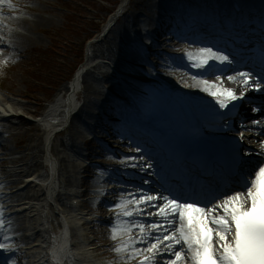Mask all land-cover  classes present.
<instances>
[{
  "label": "snow or ice",
  "instance_id": "1",
  "mask_svg": "<svg viewBox=\"0 0 264 264\" xmlns=\"http://www.w3.org/2000/svg\"><path fill=\"white\" fill-rule=\"evenodd\" d=\"M5 4L15 7L11 0H0V6ZM188 55L193 58L192 53ZM212 61L233 62L222 52L201 48L194 67L203 69ZM237 78L245 88L261 91L264 87L251 72L227 77L233 82ZM201 83L204 91L217 98L222 109L243 99V93L238 96L234 90L220 88L207 80ZM253 123L259 125L261 121ZM243 138L241 132L240 139ZM128 196L131 198H121L113 206L120 212L119 222L111 228V239L120 240L113 250L122 256L127 254V259L142 257L140 264H154L157 256L167 254L170 259L166 264H264V164L243 171L230 186L216 187L203 200L163 192L153 195L141 191L138 198L133 193ZM5 226L4 209L0 207V231ZM134 229L138 230V237L131 235ZM125 235L127 239H121ZM138 244L146 246L137 247ZM0 249L9 250L10 245L0 243Z\"/></svg>",
  "mask_w": 264,
  "mask_h": 264
},
{
  "label": "bare ground",
  "instance_id": "2",
  "mask_svg": "<svg viewBox=\"0 0 264 264\" xmlns=\"http://www.w3.org/2000/svg\"><path fill=\"white\" fill-rule=\"evenodd\" d=\"M211 13H214V11H211ZM128 16L130 19H133L132 12H130ZM115 17L116 15L111 18V21L114 20ZM2 18V23L4 24L3 26L9 25L10 22L16 26L11 30H7L5 33L13 39L16 49L19 48L22 43L30 42L32 39L37 38L35 36L36 29L40 25L44 24V20L46 19L45 17L40 16V14L25 17L23 19L22 17H14L11 13ZM118 33L119 34L115 38L113 37V39H108V47L106 49H97L96 45L95 49L93 51L91 50L88 59H92V54L96 56V58L104 57L105 59H109L115 64H117L121 59V63L117 65L126 66H132V62L134 61H142L143 59L141 57H137L127 51V45L130 42V39L134 37V34H129L125 25L118 28ZM160 40L162 44H166L165 40ZM167 46L169 47L170 44H167ZM189 53H193L197 56L199 51L193 52L190 48H187L181 52L183 55ZM100 66L101 65L98 64L95 69H91L86 72L87 76L93 78L96 82L101 79V76L109 74L108 72L103 73L101 71L99 73L97 70ZM175 68L176 65H173L172 69H165V72L173 74V72L176 71V78L173 77L167 80L164 77H159L158 80L163 82L164 85L169 84L171 88L177 90L176 93L179 96V100L180 98L188 95L196 96L198 94L196 91L191 93V91L188 90V81L184 83L185 80H188V76L182 70H176ZM190 86L203 88V84L200 81H194ZM116 88L122 93L129 92L127 89L120 86H117ZM78 89L79 79H76L65 88L66 96L55 99L52 103L53 106L48 105L36 121H29L22 116V112H33L34 110H31L26 105L24 106L21 102H17L11 98L0 97V117L3 118L0 119L2 120L0 132H2V128H8L13 136L26 135L27 140H29V142L24 146L21 156H16L15 151L8 149V154L11 156L9 159L11 169L5 173L10 178L7 184L13 185L23 182V178H26V182H28V184L20 187L17 191H13L11 193L8 191L7 194L11 195V198L14 199L15 202L23 201L22 203L15 204V208L16 213L23 216L25 229L31 224V220H35V222L32 223V226L34 225L33 229L36 230L35 235L43 239L41 242L42 245L39 249L34 250V253L38 254L37 257L44 254V252H48V248L54 244V238L51 239V237H53L52 232H59L58 234L60 235L61 242L74 245L72 250H69L66 246L62 248L61 246H58L54 249V257L56 259L61 253V250H63V253L59 256L61 264H67L68 258H65L68 255L67 253L70 255L72 253L73 255L71 256L75 259L79 258L81 262L78 261V263L80 264H94L95 262H92L93 256L95 255V252L99 250L94 246V239L88 235V233H91L90 228L86 226L81 229L76 226L77 217H79V215L84 214V217L89 216V213H85V209L87 207H82L83 211H81L80 206H73L72 203L68 202L70 199H79L80 197H83V199L85 198L83 195L84 191L79 190L81 188H79V182H77L78 168L81 167L77 164H70L66 155H62L60 150L57 148V145L51 142L52 132L57 128L64 126L67 122L68 116H76L78 122L84 121L85 115L82 107L73 114V111L77 109V97L79 99V95L77 93ZM87 89L97 90L90 84H88ZM13 91L18 92L19 90ZM189 92L191 94H189ZM186 104H189V101H187ZM73 125L74 128L78 130L75 122ZM37 131H43V134L47 136L48 145L46 148H42V138L40 136L35 137ZM65 143L68 144V142ZM65 143H63V145H66ZM35 177H39L42 182L48 183V185L42 186L41 183V187H38L40 183L33 182ZM60 182H65L66 185L72 187V189H74L72 190V193H76L77 196L71 197L68 195L69 192L61 194L58 196L59 203H57L56 206L51 203V210H46V207L48 206L45 202L50 200V196L45 193L46 191L50 192L54 190V186L56 187ZM4 188H8V186L6 185ZM49 188H51L50 191L48 190ZM42 195L45 196L41 198ZM27 201H31L36 204L29 207V202ZM85 204L87 203L82 202V206H85ZM59 206L65 207V216L63 217V220L62 217L59 218V221L61 219L62 222L58 225L59 231H57L56 227L53 231L45 229L43 227L45 221L54 219V215H57L54 211H58ZM72 206L73 209H71ZM38 213H40L39 218L36 217ZM58 216L55 219V222L58 221ZM63 225L66 227L64 230H62L64 227ZM68 226H70V228H68ZM45 241H47L48 244H45ZM54 257L50 259L51 264H56L54 263ZM98 263L99 262H97V264Z\"/></svg>",
  "mask_w": 264,
  "mask_h": 264
},
{
  "label": "rangeland",
  "instance_id": "3",
  "mask_svg": "<svg viewBox=\"0 0 264 264\" xmlns=\"http://www.w3.org/2000/svg\"><path fill=\"white\" fill-rule=\"evenodd\" d=\"M67 1L30 0L31 10L29 11L42 14L46 18L44 24L37 31L36 41L31 45H27L24 52L21 51L24 54V58L21 55L19 58L15 55H6L5 59L9 60L11 66L5 70L0 68V89L2 93L11 99L24 103L31 110L38 109L42 111L46 102L51 98L53 90L51 87L56 85L67 74L66 66H69L72 56H77L76 50L72 51L71 44H75L76 49H79L87 36L86 32H90L95 26H98L99 23H94L93 20L95 13L91 12L89 8L92 6L97 7L99 10H103L102 12L110 9V7L101 3L98 5L94 4L95 1L99 0ZM83 4H86V6L84 7ZM153 6L154 0H129L124 12L126 13L127 10L132 9L136 13L146 14L148 8L151 10ZM67 8L69 10L72 8L71 11L74 15L72 16L74 24L69 26L67 21L70 11L66 12ZM88 14L91 17L86 20L85 16ZM87 21H92V25ZM104 44L102 41L98 43L101 49L105 48ZM53 69L56 71H53ZM60 75L62 77H59ZM50 84L52 85L48 86ZM65 85L66 83H63L60 89ZM9 88L12 91L19 90L16 93L21 95L8 90ZM23 115L28 120L33 121L35 119L34 116L27 112H24ZM38 134L41 137L43 136L41 132H38ZM26 137L24 135L25 142L23 141V144L28 143ZM43 138L45 140V136ZM61 140V137L54 138L55 142H61ZM21 141V137L16 136L12 143L17 148L19 147L18 142L21 143ZM91 235L94 236L93 234Z\"/></svg>",
  "mask_w": 264,
  "mask_h": 264
}]
</instances>
